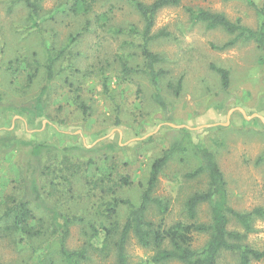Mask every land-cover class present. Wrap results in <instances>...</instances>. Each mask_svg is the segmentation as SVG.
Masks as SVG:
<instances>
[{"label": "rangeland", "instance_id": "obj_1", "mask_svg": "<svg viewBox=\"0 0 264 264\" xmlns=\"http://www.w3.org/2000/svg\"><path fill=\"white\" fill-rule=\"evenodd\" d=\"M39 5L31 20L22 2L0 0V215L25 193L43 234L28 240L0 223V264H41L60 235L57 215L70 221L67 247L85 250L82 264H116L113 241L129 205L140 204L152 163L163 155L168 159L153 197L167 209L161 215L151 204L146 217L164 218L166 226L186 220V199L207 185L205 173L186 177L202 163L199 147L213 154L223 173L229 207L264 210V52L242 40L213 49L234 36L194 23L186 12L220 13L256 30L255 7L264 9V0H181L158 11L153 33L168 34L150 49L161 56L158 67L165 72L158 86L163 107L141 72L138 38L128 29L141 30L143 22L126 0H95L88 13L69 10L67 0ZM60 51L55 78L42 95L47 59ZM123 62L131 75L123 74ZM211 64L229 71L228 89ZM39 145L44 148L35 158ZM32 187L41 194L38 202L29 195ZM114 199L115 213H108ZM209 218L208 205L200 206L198 221ZM228 228L242 232L234 220ZM252 228L243 243L264 251V217H256ZM206 241L195 234L193 247ZM126 254L130 264H153L154 252L132 235ZM57 260L53 252L48 257ZM217 264H238L237 255L223 252Z\"/></svg>", "mask_w": 264, "mask_h": 264}, {"label": "trees", "instance_id": "obj_2", "mask_svg": "<svg viewBox=\"0 0 264 264\" xmlns=\"http://www.w3.org/2000/svg\"><path fill=\"white\" fill-rule=\"evenodd\" d=\"M22 2L29 9V18L35 20L40 13L39 0H14ZM95 0H67V7L73 12L88 13L92 2ZM138 13L143 22V28L137 30L135 27L129 28L130 35L138 38V48L143 58V68L141 72L148 77L153 89L154 96L158 104L163 107L164 104L159 100L158 86L161 77L165 74L158 66L162 62L161 56L150 49V44L161 35L168 32L161 30L157 34L153 33L155 17L159 10L165 7L178 6L181 0H154L151 3H143L141 0H126ZM259 17L260 26L256 29H250L243 26L239 20L230 21L225 15L213 13L203 9L186 8L189 18L194 23H202L207 29H223L226 33L233 35L234 39L221 45L211 46L213 49L222 51L231 47L237 40L252 41L258 49L264 52V9L255 7ZM119 34L122 31L118 30ZM63 54L60 51L56 56L47 59L46 81L41 88L43 95L50 83L55 78L54 65ZM124 75H131L133 70L129 68L126 62L121 64ZM209 68L219 75L223 90L228 89L230 84L229 71L211 64ZM135 72V71H134ZM182 81H178L176 94L181 90ZM85 112V107L82 106ZM118 116V115H117ZM44 146H34L32 155L37 158L41 154ZM202 163L192 173L186 174L188 178H196L202 174L207 176V185L204 190L194 192L185 201L184 215L185 221H177L170 226H166V221L161 218L158 222L147 219L148 207L155 204L159 213L163 215L166 212L167 204L163 203L157 197H153L154 189L159 181L163 167L168 156L163 155L156 159L149 171L146 187L141 195V202L137 206L129 205V212L124 224L122 225L118 238L113 241L115 249L116 264H130L126 254V245L129 236L132 235L137 243L145 249H151L154 254L150 261L153 264H164L170 261H177L182 264H217L223 252H232L237 255L238 264H251L252 261H264V251L253 249L243 242L247 234L251 233L253 220L256 217H264V210L256 208L250 212L235 211L228 205V195L226 182L223 173L220 171L214 156L205 148H198ZM264 160V154H263ZM111 176V173L108 177ZM123 184H129L126 179ZM35 202L41 200V194L38 189L32 187L30 194ZM27 195L13 202L0 215V223L5 225V229L11 233H18L25 239L34 240L43 236L39 225L34 222V216L30 208V201L26 199ZM128 203V202H126ZM110 205V204H109ZM118 200L114 199V204L106 211L115 213V206ZM202 205L209 207V221L206 223L198 221L199 208ZM108 212V213H109ZM230 220H234L242 232L230 231L228 228ZM70 221L64 216L57 215L55 227L58 228L60 235L57 240L50 243L47 256L43 257L41 264H82L86 259L85 250H71L66 245L68 234V224ZM107 238L111 237V232ZM116 234L114 231L112 235ZM202 234L207 236V241L200 248H194V235ZM52 252L58 256V262H48V257ZM146 264V263H136Z\"/></svg>", "mask_w": 264, "mask_h": 264}]
</instances>
